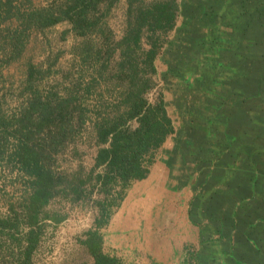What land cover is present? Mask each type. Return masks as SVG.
<instances>
[{
    "label": "trees",
    "instance_id": "obj_1",
    "mask_svg": "<svg viewBox=\"0 0 264 264\" xmlns=\"http://www.w3.org/2000/svg\"><path fill=\"white\" fill-rule=\"evenodd\" d=\"M189 1L182 3L187 7ZM26 2L0 0V67L21 57L33 32L67 22L63 36L71 33L79 40L72 48L74 61L61 82L38 85L36 80L44 77V71L29 62L23 92L27 96L16 109L6 106L0 85V170L9 168L10 174L16 172L24 182L20 212L14 222L0 223L17 227L20 217L26 220L27 233L12 238L20 245L16 259L33 264L46 205L58 196L73 204L91 202L93 224L78 237L91 260L82 264H122L117 255L105 250L102 229L132 184L149 176L160 149L176 131L165 92L160 89L154 99L149 94L158 86V58L167 52L170 59L179 56L170 41L182 3L47 0L35 6L31 0ZM122 2L127 7L117 31L109 17ZM193 3L192 8L218 14L223 1ZM184 38L182 52L196 43L189 32ZM236 41L243 43L241 38ZM177 67L168 70L169 80L174 81L179 73ZM80 144L95 149L89 167L84 164L88 152ZM68 152L80 159L79 168H61L59 157ZM49 216L64 218L45 214Z\"/></svg>",
    "mask_w": 264,
    "mask_h": 264
},
{
    "label": "crops",
    "instance_id": "obj_2",
    "mask_svg": "<svg viewBox=\"0 0 264 264\" xmlns=\"http://www.w3.org/2000/svg\"><path fill=\"white\" fill-rule=\"evenodd\" d=\"M222 1L218 14L182 3L170 41L179 56L157 60L162 76L178 66L166 98L176 131L102 229L122 264H264V0ZM185 32L196 43L182 52ZM8 83L1 93L16 109L27 93ZM23 192L0 221L20 212ZM22 227L0 223V264ZM13 253L9 264H22Z\"/></svg>",
    "mask_w": 264,
    "mask_h": 264
},
{
    "label": "rangeland",
    "instance_id": "obj_3",
    "mask_svg": "<svg viewBox=\"0 0 264 264\" xmlns=\"http://www.w3.org/2000/svg\"><path fill=\"white\" fill-rule=\"evenodd\" d=\"M26 2V0H20ZM27 3V2H26ZM31 3L35 6H42L47 3V0H31ZM127 7L126 2L120 3L113 11V14L109 17L111 25L120 31L123 24V12ZM68 23L63 22L52 28L47 29L44 32H33L31 38L26 46L24 53L19 59L12 63L0 67V83L6 92V89H10L8 80L11 79L19 85L20 93L25 90L26 87V70L27 63L32 62L38 68L42 69L44 77L36 80L38 85L42 87L50 86L51 83L63 80L64 71L68 70L74 61V55L72 48L78 42L73 34L63 36V30L68 28ZM173 34V32H172ZM171 34V36H172ZM51 65V66H50ZM163 69L160 70L159 75L156 76L158 83L157 89L149 94L150 99H154L160 89L165 92V96L168 100L175 98L177 94L178 82L169 80L168 77L162 76ZM42 75V76H43ZM23 80V81H22ZM177 89V90H176ZM180 106H177L179 108ZM175 107L170 106V110H174ZM81 150L88 152L85 157L84 164L89 167L92 162V157L95 149H89L86 146L80 144ZM58 163L61 164V168L64 169H77L79 168L80 159L71 153H66L62 157H59ZM0 170V218L10 215L9 209L6 206V202L11 200V197L21 196L22 186H24L23 180L19 177L12 176L6 169ZM7 171V172H6ZM16 181V183H13ZM19 186L21 189H15ZM91 202H82L73 204L66 198L58 196L54 198L50 204H48L42 213L41 221L44 224V231L41 236L39 247L35 251L33 264H82L89 262L90 255L87 250L78 242V237L83 234L85 230L90 228L94 220V208ZM46 213L57 217H64L61 220L50 217H45ZM16 215V214H15ZM13 214L12 217H15ZM20 224L23 225L18 232V236L22 237L26 232L28 224L23 217H20ZM11 243V242H10ZM12 244V243H11ZM18 242L13 243L12 247L4 250V260L8 264L15 260L12 255L13 251L16 256L19 255ZM8 256L9 258H7Z\"/></svg>",
    "mask_w": 264,
    "mask_h": 264
}]
</instances>
